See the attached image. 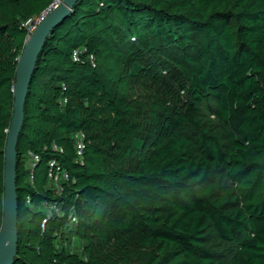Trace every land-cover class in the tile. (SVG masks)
I'll return each instance as SVG.
<instances>
[{
	"label": "trees",
	"instance_id": "obj_1",
	"mask_svg": "<svg viewBox=\"0 0 264 264\" xmlns=\"http://www.w3.org/2000/svg\"><path fill=\"white\" fill-rule=\"evenodd\" d=\"M54 1L0 0V228L25 22ZM19 142L14 264H264V0H79Z\"/></svg>",
	"mask_w": 264,
	"mask_h": 264
},
{
	"label": "water",
	"instance_id": "obj_2",
	"mask_svg": "<svg viewBox=\"0 0 264 264\" xmlns=\"http://www.w3.org/2000/svg\"><path fill=\"white\" fill-rule=\"evenodd\" d=\"M79 0H63L58 6L47 8L46 14L28 32L16 66L12 87L13 112L6 132L4 147L3 218L0 228V264H14L18 253V144L25 121V105L37 61L53 30L66 19Z\"/></svg>",
	"mask_w": 264,
	"mask_h": 264
},
{
	"label": "built area",
	"instance_id": "obj_3",
	"mask_svg": "<svg viewBox=\"0 0 264 264\" xmlns=\"http://www.w3.org/2000/svg\"><path fill=\"white\" fill-rule=\"evenodd\" d=\"M60 2H62V0H55L51 4V6L56 7L59 5ZM46 10H44V12H42L41 14L36 15V16L31 17L28 20H26L25 26H26L28 32L32 31L35 27H37L36 25L42 20V18L46 14ZM91 57L93 58V56H91ZM74 59H76V61L80 59L78 51L74 52ZM84 138H85V133L83 131H79L75 134V145H76L77 152H78L79 156L83 155L84 147L86 145L84 142ZM31 154H32V157L34 160H39V156L37 154H35V153H31ZM51 164L54 165L55 161H52ZM49 177L51 179L52 185L56 188V190L58 192H61L63 190L62 181H67L71 178L68 171L62 170V169L51 170L49 172ZM46 209H47V212L49 214H55V213H62L63 214V211H64V210H62V208L57 203H53V202L46 203ZM71 220L73 222H76L77 217L72 215ZM44 221H47V219H45Z\"/></svg>",
	"mask_w": 264,
	"mask_h": 264
},
{
	"label": "rangeland",
	"instance_id": "obj_4",
	"mask_svg": "<svg viewBox=\"0 0 264 264\" xmlns=\"http://www.w3.org/2000/svg\"><path fill=\"white\" fill-rule=\"evenodd\" d=\"M215 116H216V114L214 113V114H212V115H211V116H209V117H210V118H211V117L213 118V117H215Z\"/></svg>",
	"mask_w": 264,
	"mask_h": 264
},
{
	"label": "bare ground",
	"instance_id": "obj_5",
	"mask_svg": "<svg viewBox=\"0 0 264 264\" xmlns=\"http://www.w3.org/2000/svg\"><path fill=\"white\" fill-rule=\"evenodd\" d=\"M63 1V0H62Z\"/></svg>",
	"mask_w": 264,
	"mask_h": 264
}]
</instances>
